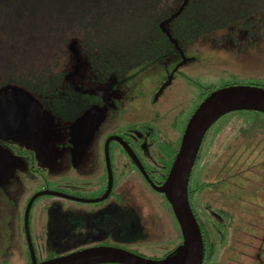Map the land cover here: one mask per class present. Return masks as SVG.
Wrapping results in <instances>:
<instances>
[{
    "label": "flooded vegetation",
    "instance_id": "af4514ba",
    "mask_svg": "<svg viewBox=\"0 0 264 264\" xmlns=\"http://www.w3.org/2000/svg\"><path fill=\"white\" fill-rule=\"evenodd\" d=\"M170 42V51L176 50L172 40ZM185 45L179 44L183 52ZM210 48L224 52L227 59L219 63L224 72L222 76L227 79L220 81V85L215 82L220 79L209 84L207 76L184 73L182 68L188 63L196 70L201 69L197 67L200 61L186 54V63L174 72L183 61L176 50L180 57L174 66L164 64V55L117 74L100 72L95 63L80 56L79 71L75 72V57L73 68L65 75L67 86L58 90L62 94L50 97L56 102H47L48 97L35 96L26 90L29 95L0 130V148L6 150L0 152L3 158L12 159L14 169L8 173L10 178L0 180V264H13L4 259L6 238L16 240L19 255L14 264H32L28 237L38 262L53 258L48 256L57 253L96 246L126 249V245L138 242L135 240L146 233L139 209V192L148 188L161 194L162 201L170 205L155 187L165 183L189 119L213 91L239 84L234 66L231 70L224 66L230 67L231 61L238 59L233 54L239 53L234 43L223 39ZM177 83L180 91L175 93L173 87ZM92 110H100L101 119L94 125L95 117L91 118L89 128L93 130L87 144L74 151L72 127ZM208 132L189 182L190 204L203 236L202 264H209L213 259L216 243L211 233H222L225 237L220 225H224L225 230L232 229L226 220L234 221L229 211L238 197L239 153L251 152V138L249 142L240 141L239 132L233 130L226 141L223 138L219 141L216 127L210 135ZM205 152L210 157L197 177V167ZM1 175L6 173L0 169ZM6 179L9 182L5 186ZM44 191L61 195H41L33 199ZM210 192L217 197L214 209L208 198ZM43 196L77 202L78 206L69 209L58 201L41 203ZM199 200L216 223L207 224L197 216L194 201ZM172 216L176 219L174 213ZM179 234L181 241L157 258L175 251L183 241L181 229ZM40 254L46 255L45 258L41 259ZM22 256L23 261L19 263Z\"/></svg>",
    "mask_w": 264,
    "mask_h": 264
},
{
    "label": "trees",
    "instance_id": "16d2710c",
    "mask_svg": "<svg viewBox=\"0 0 264 264\" xmlns=\"http://www.w3.org/2000/svg\"><path fill=\"white\" fill-rule=\"evenodd\" d=\"M0 0V89L56 102L75 53L111 74L155 61L179 44L222 33L239 49L262 41L264 0ZM238 42V43H237ZM249 84L264 88L259 83ZM198 216V215H197ZM213 252V251H212ZM63 253L49 255L58 256ZM157 258V257H154Z\"/></svg>",
    "mask_w": 264,
    "mask_h": 264
},
{
    "label": "rangeland",
    "instance_id": "374dc122",
    "mask_svg": "<svg viewBox=\"0 0 264 264\" xmlns=\"http://www.w3.org/2000/svg\"><path fill=\"white\" fill-rule=\"evenodd\" d=\"M221 34H217L214 38L197 40L185 45L184 54L188 57H196L195 61H200L197 67L201 66V69L196 70L192 68L194 66L191 63H188L185 68H182V71L188 74L192 72L199 76H207L209 84L215 79H220L215 81L219 82V85L222 84L220 81L227 80L223 78L224 72H222L219 65L221 61L225 62L227 60L223 56L224 52L210 48L211 45L221 43L224 38ZM260 34L262 35V41L255 45H252L249 39L243 38L238 44L240 46L239 53H233L238 59H233L234 61H231L230 67L224 65L225 68H230L229 70L232 69V65L234 66L236 72L234 74L238 77L236 78L238 83L251 82L264 85V27ZM248 50L249 52H247ZM179 57L178 52L173 49L162 60L165 65L171 67L178 62ZM74 63H72L71 69ZM193 71H197L198 74ZM223 71H226V69H223ZM211 77L214 79H211ZM173 91L175 93L180 91L179 83L173 87ZM215 127L217 134H219V141H222V138L226 141L232 135L233 130L234 133L239 132L240 141L245 139L249 142L250 140L251 152L240 151L239 153V185L238 194H236L238 197L235 198L234 205L229 211L233 215L234 221L231 220V223H229L230 221L226 220L228 227L232 225V229L227 228L225 230L223 228L225 226L220 225L219 229L224 232L225 237L222 233H211L212 241H215L216 246L213 259L209 264H264V113L254 111L231 112L220 118L209 130L208 135ZM248 138L251 139L248 140ZM209 157V154L205 152L200 159L196 171L197 177L203 172ZM7 183L8 181L4 182V185L6 186ZM1 184L0 182V189ZM69 192L75 193L74 190H69ZM139 193V209L146 233L139 240H135L138 242L126 245L125 250L149 258L161 256L164 251L181 241L180 234L178 236L179 225L172 216L170 205L165 200L162 201L163 196L161 194L148 188H144ZM208 198L214 205V209L215 200H217L214 192H210ZM49 200L61 202L65 208L69 209L78 206L77 202L59 200L50 196H43L40 202L46 203ZM194 206L200 219H203L207 224H210V222L216 223L214 219L207 215L200 200L194 201ZM5 246L7 248L3 250L4 259L13 264L17 263L19 250L16 240L6 238ZM45 256L40 254L41 259H44ZM22 261L23 256L20 258L19 263H22Z\"/></svg>",
    "mask_w": 264,
    "mask_h": 264
},
{
    "label": "water",
    "instance_id": "95a60500",
    "mask_svg": "<svg viewBox=\"0 0 264 264\" xmlns=\"http://www.w3.org/2000/svg\"><path fill=\"white\" fill-rule=\"evenodd\" d=\"M187 2L188 0H184L178 12L160 24L161 28L177 17L183 11ZM169 37L176 50H178L183 57V61L174 68L175 72L186 63L187 59L184 57V52L178 42L170 35ZM75 57L77 61L74 71L77 72L79 71L81 61L78 53H75ZM72 75L73 74L70 76ZM169 79H172V75ZM167 85L168 83L164 85L163 88ZM96 93L98 92L96 91ZM28 95L29 93L26 90L18 87H4L0 89L1 131L5 128V125L10 122L14 112L19 108L20 102L22 100L24 101L25 97ZM236 111L264 113V88L248 84H235L222 87L209 94L188 121L182 137L180 149L165 183L160 187H155L157 192L165 195L181 229L183 241L172 254L164 258H149L145 255L136 254L118 247L96 246L38 262L31 239L28 237L32 264H202L204 243L198 219L189 200L190 177L203 139L209 129L220 118ZM92 117H95L93 124H97L101 119V111H89L74 123L71 132L74 151L87 144L90 133L93 130L89 128ZM0 151L6 150L0 148ZM12 164V159H8V157L3 158L0 152V169L6 173V175L0 176V180L3 177L10 178L11 174L8 173L14 170ZM7 180L8 179L4 180V182H7ZM41 195L61 194L44 191L36 194L33 199ZM29 209L30 204L28 206V211ZM26 227L28 229L27 222Z\"/></svg>",
    "mask_w": 264,
    "mask_h": 264
},
{
    "label": "bare ground",
    "instance_id": "6f19581e",
    "mask_svg": "<svg viewBox=\"0 0 264 264\" xmlns=\"http://www.w3.org/2000/svg\"><path fill=\"white\" fill-rule=\"evenodd\" d=\"M249 85V84H248Z\"/></svg>",
    "mask_w": 264,
    "mask_h": 264
}]
</instances>
